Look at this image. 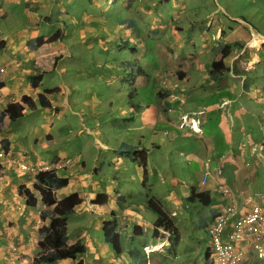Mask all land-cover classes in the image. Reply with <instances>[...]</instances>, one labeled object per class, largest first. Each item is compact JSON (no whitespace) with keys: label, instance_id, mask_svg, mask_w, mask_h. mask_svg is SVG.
<instances>
[{"label":"crops","instance_id":"0c3cea01","mask_svg":"<svg viewBox=\"0 0 264 264\" xmlns=\"http://www.w3.org/2000/svg\"><path fill=\"white\" fill-rule=\"evenodd\" d=\"M152 1L0 0V112L11 104L26 106L23 116L9 117L0 132V264H42L46 244L40 231L50 221L42 219L41 211L59 212L40 201L35 208L27 205L28 196L40 200V194L35 175L19 169L17 161L51 166L68 178L69 184L56 191L59 203L82 199L76 216L68 219L67 245L83 241L86 252L55 264H208L197 236L200 245L194 247L183 239L190 231L183 236L173 220L188 196L182 199L170 189L165 195L168 177L182 167L172 154L176 143L187 148L179 154L188 166L216 176L210 185H202L203 173L195 185L187 184L189 193L210 194L211 202L196 210L204 230L226 201L217 188H231L239 205L248 199L264 207V34L216 0L218 7L202 23L190 20L198 29L188 36L176 16L181 8L187 10L184 0L170 23L153 17ZM134 13L147 22L132 18ZM137 22L156 24V50L149 55L139 42ZM57 32L59 38L46 42ZM161 35L168 38L164 45ZM227 45L231 49L223 57ZM96 56L104 57L106 67L104 61L91 66ZM219 61L224 70L213 73ZM41 75L40 86L34 87ZM45 91H51L48 108L38 104ZM223 103H228L224 109ZM190 122L200 123L199 133L188 128ZM122 146L147 153V188L142 168L121 152ZM145 191L151 192L147 201L141 198ZM115 218L124 239L120 255L102 230ZM158 218L174 228L175 236L147 258L141 250L155 244L150 241ZM136 244L142 253L137 258L130 253Z\"/></svg>","mask_w":264,"mask_h":264},{"label":"rangeland","instance_id":"374dc122","mask_svg":"<svg viewBox=\"0 0 264 264\" xmlns=\"http://www.w3.org/2000/svg\"><path fill=\"white\" fill-rule=\"evenodd\" d=\"M178 2L179 0H170L169 2L164 1V0H153L152 2L148 4V7H151L154 9V11L152 12L153 17H155L156 15H161L169 23L172 22V18H176V16L179 15L177 20L180 23V27L184 30V32L188 36L196 35L197 34L196 29H198V25L195 27L196 28L195 30L191 28L192 25H190V20L198 19V21L196 22H198L197 24H200V22L202 23L206 19V16L207 14L210 13V11L218 7L216 0H184L183 5H185L187 10L185 11V13H183L184 8H181L179 11L176 12V16H175L173 14V11ZM218 2L220 3V5L224 6L231 13L242 15L241 17H243L244 20H246L256 31H259L260 33L264 34V0H218ZM219 13L222 14L223 16V13H221L220 11ZM132 18H135L141 23L147 22L145 21V19H143V16L141 14L138 15L137 13H134L132 15ZM228 21H231V19H228ZM137 24L139 26V30L141 31V35H139L140 36L139 42L140 41L144 42V44L146 45L148 55H149L152 50H156V47H155L156 33L153 32L156 24H153L151 26L140 25L138 22ZM235 24H236L235 22L231 21L232 27H234ZM242 27H245V26L239 23V28H242ZM231 34H233L234 38L238 37L236 32L231 33ZM160 39L162 40L161 43H163V45L166 44L164 41L168 40V38L165 37V35H161ZM103 61H104V65L102 64V66L106 67L104 57L96 56L94 58V63L91 66L94 68H97V63L99 66V64ZM84 93H87V92L84 91ZM72 117H69V118L72 119ZM111 118L113 117L111 116V113L108 112V119H111ZM97 121L99 120L97 119ZM187 142L189 146L190 141H187ZM178 146H179V143H176V146L172 150V154L175 157H178V159L180 160L182 164V167L179 171H177L176 175L168 177L170 181H169V187H165V190H166L165 195L167 194L168 189L175 190V193L180 198L184 199V197L186 198L187 196L190 195L189 187L187 186L192 185V184L195 185L197 181H199L202 178L203 172L201 171L200 166L198 169L195 165L193 166L187 165L188 162L185 159V155L181 156L179 154V151L181 152V150H187V148L180 149L178 148ZM77 147H78V144L75 145V148ZM245 184L247 183H244V186L247 187V185ZM149 188L152 189L151 185ZM150 194L151 192L147 191L145 194L141 195V198L145 199L147 195H150ZM162 202L164 204V207H167L168 205H170L169 202H166V199H164V201ZM186 206L188 207L186 208ZM198 207H201L199 202H196V203L188 202L186 204V200L184 199V205L178 211V214H179L178 217L173 218V220L177 219V225L183 236L185 233L190 231L189 236L187 237L184 236L183 239L185 241L187 240L194 247H197L200 245V243H198V241L193 238L197 236L198 240L201 242L200 249L203 255L202 257H205V253L207 254L209 240H208L206 231L201 226L202 221L199 219V216L198 217L196 216V210L198 209ZM73 216H76V213L70 216L69 219L73 218ZM101 239H102V234H101ZM150 239H151V236L147 237L146 241H149ZM153 241L154 239L152 238L150 242H153ZM137 246L138 244L134 245L133 248ZM175 250L179 251L180 249L177 248ZM174 256L175 255L172 256L173 259H174ZM258 256H259V253L256 251L254 253V257L256 258L257 264H264V257L261 256L258 258ZM177 259L178 257L175 256V260ZM189 263L190 261L187 260L186 264H189ZM178 264H182V261L179 260Z\"/></svg>","mask_w":264,"mask_h":264},{"label":"trees","instance_id":"16d2710c","mask_svg":"<svg viewBox=\"0 0 264 264\" xmlns=\"http://www.w3.org/2000/svg\"><path fill=\"white\" fill-rule=\"evenodd\" d=\"M59 38V32L53 35L51 38L46 40V42L53 41L54 39ZM39 42H45V40H41ZM231 49V46H227L225 51ZM225 55L227 53H224ZM224 65L222 62H215L213 64V73H220L223 71ZM43 76H38L34 78L33 85L34 87L40 86L42 82ZM4 82L0 80V88H2ZM51 91H45L43 94L38 95V104L45 108L50 107L51 104L48 101L46 94ZM27 106L31 109L35 108V103L32 101L27 102ZM26 106L22 104H11L7 110V112H0V132L5 130L8 127L9 117L20 118L23 116V112ZM121 152H128L131 150L127 148V146H122L120 148ZM130 154V153H129ZM131 156V154H130ZM133 158L134 155L132 154ZM139 163L142 165L144 170V181L146 184L148 170L146 166V158H141ZM68 179L60 178L55 173H47L43 172L37 176V183L35 185L36 190L40 193V201L41 204L47 207L56 205L59 209V212H53L50 210H42L41 217L42 219H48L50 221V225L47 227H43L40 231L41 238L43 242L46 244V247L49 249L48 252H43L40 257L42 263L46 264H54L58 261L70 259V260H77V258L85 253V246L84 244L79 241L72 246H66L67 236H68V219L70 216L75 214L76 208L78 205L82 203L81 199H76L73 201L59 203L55 194V191L65 188L67 186ZM25 187H21V194L22 190ZM146 188V187H144ZM27 205L29 207L35 208L37 206V202L39 200L34 195H30L27 198ZM147 201V198H146ZM189 203H196L199 202L200 205H208L211 202L210 194L209 193H192V195L187 199ZM118 225L116 221L105 223L103 227V234L105 240L113 246L116 253H121L122 251V237L117 233ZM81 263V262H80Z\"/></svg>","mask_w":264,"mask_h":264},{"label":"clouds","instance_id":"9594fccd","mask_svg":"<svg viewBox=\"0 0 264 264\" xmlns=\"http://www.w3.org/2000/svg\"><path fill=\"white\" fill-rule=\"evenodd\" d=\"M58 33V32H57ZM59 36H60V32H59ZM51 38V37H50ZM227 46H231V45H227ZM226 46V47H227ZM226 47H224L223 48V51H222V54H223V57H226L228 54H229V52H230V50H228V51H225V49H226ZM224 53H227L226 55L224 54ZM219 62H222V61H219ZM215 63V62H214ZM223 63V62H222ZM125 65V64H124ZM224 65V64H223ZM126 66V65H125ZM224 70V69H223ZM212 72H213V70H212ZM221 72H223V71H221ZM42 94V93H41ZM47 95V94H46ZM38 101H39V99H38ZM22 105H24V104H22ZM225 106H228V103L226 104V103H223V104H221L220 105V108H222V109H224V107ZM45 108H48V107H45ZM199 125H200V123L196 126L194 123H189V129H191V131L193 132V133H199V131H200V129H199ZM196 126V127H195ZM127 148L128 149H130L131 148V150H132V152L130 151V150H128V154L130 153L131 154V158H132V160L134 161V162H136L141 168H142V170H143V167H142V165L139 163V161H140V159L141 158H146V166H147V170H148V162H147V153L146 152H144L143 150H141V149H137V148H135V147H130V146H127ZM129 154V155H130ZM132 154L134 155V158H133V156H132ZM65 163H70V161L69 160H66L65 161ZM17 165H18V167H19V169H21L22 171H24V172H27V173H30V174H33V175H35V179H36V183H37V176L40 174V173H43V172H47V173H55L58 177H60V178H66V177H62V176H60V175H58V170L57 169H55V168H52L51 166H47L46 168H44V169H42V168H40V167H34V166H29V165H27L26 163H23V162H21V161H17V163H16ZM21 164H23V165H26L27 166V168L28 169H23L22 167H21ZM222 175V172L220 171V173L217 175V177H220ZM205 177L207 178L206 179V181H205ZM213 177H216V176H214L213 174H212V172H204L203 173V180H202V185L203 186H206V185H210V183H211V179L213 178ZM66 179H68V178H66ZM69 181V180H68ZM148 181H149V170H148V176H147V181H146V184H145V181H144V170H143V187H146L147 188V183H148ZM36 183H35V185H36ZM68 184H69V182H68ZM67 184V185H68ZM64 187H66V186H64ZM216 187H219L218 185L216 186ZM36 189V188H35ZM24 190H25V188H24ZM38 191V190H37ZM217 191H218V193H220V195H221V197L223 198V199H225L226 201L224 202V204L222 205V206H220L219 208H217L216 209V213H215V215H214V218H213V220H212V222H207L206 223V225H205V231H206V233H207V237H208V240H209V245H208V248H207V256H208V258H207V262H208V264H211V262H212V257H211V253H210V237H209V235H208V227L209 226H211L212 225V223H213V221L215 220V218L217 217V216H220V214L222 213V212H224V210L227 208V207H229V206H233L234 208H235V212H237V215L236 216H234L235 217V219L237 220V217H239V216H241V215H247L249 212H252V210H253V208H256V207H258V208H260L261 209V211L264 213V207L263 206H261V205H258V204H255V203H252V201H250V200H244V201H242V199L244 198V197H241L240 196V199H241V201H242V203L240 204L241 205V207L242 208H244V211L242 212V214H239V211H241V207H240V205L238 204V202H237V200H236V198H235V196L234 195H232V193H231V188H225V187H223V188H221V189H219L218 190V188H217ZM192 193H196V191H191L190 192V195L186 198V204L188 203L187 202V199L192 195ZM40 194V193H39ZM55 194H56V191H55ZM41 197V196H40ZM82 200V199H81ZM148 200V199H147ZM40 201V200H39ZM41 202V201H40ZM44 206V205H43ZM79 206V205H78ZM78 206H77V208H78ZM47 207V206H46ZM188 206H186V208H187ZM77 208H76V210H77ZM42 212V211H41ZM76 213V212H75ZM114 214V213H113ZM114 217H115V214L113 215ZM234 219V218H233ZM233 219H231V222L233 221ZM160 220H162V218H158L157 219V221H156V231H155V235L153 234V239H154V241H155V244L154 245H152V246H150V247H145L143 250H141L143 253H144V256L145 257H147V258H150L149 256L151 255V254H153V253H157L158 251H160V250H162V249H164L165 248V243H166V241L168 242V239L171 237H174L175 236V234L173 233V230H174V228L172 227V226H170V225H168V224H162L161 222H160ZM236 220L234 221V223L236 222ZM113 221H116V223H117V225H118V229H117V233L119 234V235H121L120 233H119V228H120V225H119V222H118V220L115 218L114 220H112V221H107V222H105V223H109V222H113ZM104 223V224H105ZM234 223H231V225L226 229V234H229V233H231L232 231H233V229H234V227L232 226ZM104 224H103V227H104ZM201 226H202V224H201ZM102 230H103V228H102ZM262 233L264 234V230L262 231ZM121 237H122V235H121ZM67 238H68V236H67ZM122 240H123V243H122V251H121V253L123 252V249H124V239H123V237H122ZM80 241V240H79ZM78 241V242H79ZM106 241V240H105ZM83 244H84V246H85V248H86V244L83 242V241H81ZM107 242V241H106ZM77 243V242H76ZM108 243V242H107ZM75 244V243H74ZM74 244H72V245H74ZM109 244V243H108ZM72 245H70V246H72ZM111 245V244H110ZM66 246H68L67 245V242H66ZM112 246V245H111ZM245 246H246V250H247V252H248V254H249V257H248V260H247V262L245 263V264H253V262H254V259L256 260V258L254 257V253L257 251L258 253H259V256H258V258L259 257H264V236H263V240L261 241V242H258L257 244H253V242H248V241H245ZM113 247V246H112ZM114 249V248H113ZM137 250V251H136ZM49 251V249L46 247L45 248V250L43 251V252H48ZM114 251H115V249H114ZM136 251V252H135ZM141 251L140 250H138L137 248H133V249H131L130 250V253H131V255L133 256V257H135V258H137V252H139V253H141ZM43 252H42V254H43ZM85 252H86V250H85ZM115 253H116V251H115ZM120 253V254H121ZM41 254V255H42ZM84 254V253H83ZM83 254H81L78 258H77V260L83 255ZM119 253H116V255H120ZM142 254V253H141ZM41 255H40V257H41ZM65 260H67V259H65ZM70 260V259H69ZM41 261V260H40ZM75 261V260H74ZM81 263H82V261H80ZM80 262H79V264H80ZM42 263V262H41ZM42 264H46V263H42ZM55 264V263H54Z\"/></svg>","mask_w":264,"mask_h":264},{"label":"built area","instance_id":"2783aa9c","mask_svg":"<svg viewBox=\"0 0 264 264\" xmlns=\"http://www.w3.org/2000/svg\"><path fill=\"white\" fill-rule=\"evenodd\" d=\"M23 169H28L21 164ZM205 177V181H206ZM237 215L233 206L227 207L217 216L212 225L208 227L210 237L211 264H245L249 254L245 241L257 244L263 240L264 213L260 208H253L247 215L237 217L232 225L233 231L226 234V229L231 225V219Z\"/></svg>","mask_w":264,"mask_h":264}]
</instances>
